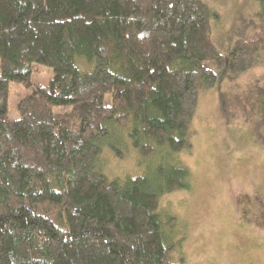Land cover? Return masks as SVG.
Segmentation results:
<instances>
[{"label": "trees", "instance_id": "1", "mask_svg": "<svg viewBox=\"0 0 264 264\" xmlns=\"http://www.w3.org/2000/svg\"><path fill=\"white\" fill-rule=\"evenodd\" d=\"M257 4L232 74L264 52ZM217 17L205 0H0V264H182L177 217L159 202L189 186L174 153L190 148L196 94L215 79L206 62L223 59ZM33 62L52 68L47 84L30 79ZM9 81L29 88L15 118ZM125 135L150 174L102 171L101 145L121 154Z\"/></svg>", "mask_w": 264, "mask_h": 264}, {"label": "rangeland", "instance_id": "2", "mask_svg": "<svg viewBox=\"0 0 264 264\" xmlns=\"http://www.w3.org/2000/svg\"><path fill=\"white\" fill-rule=\"evenodd\" d=\"M205 1L218 11V17L211 18V38L223 59L219 65L206 62L215 79L196 94L190 148L174 153L190 171L189 186L163 194L159 205L178 220L182 239L172 250L173 259L182 264H264V52L239 74L227 68L234 39L258 29L254 14L258 4ZM83 60L77 59L79 65ZM51 76L50 66L32 63L31 80L47 84ZM28 89L9 81V117L18 116L16 103ZM125 136L117 142L121 154L101 145L102 171L119 178L150 174L153 166L139 158Z\"/></svg>", "mask_w": 264, "mask_h": 264}]
</instances>
